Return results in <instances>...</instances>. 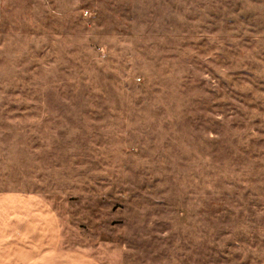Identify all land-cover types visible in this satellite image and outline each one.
Returning a JSON list of instances; mask_svg holds the SVG:
<instances>
[{"label": "rangeland", "instance_id": "1", "mask_svg": "<svg viewBox=\"0 0 264 264\" xmlns=\"http://www.w3.org/2000/svg\"><path fill=\"white\" fill-rule=\"evenodd\" d=\"M9 191L124 264H264V0H0Z\"/></svg>", "mask_w": 264, "mask_h": 264}, {"label": "crops", "instance_id": "2", "mask_svg": "<svg viewBox=\"0 0 264 264\" xmlns=\"http://www.w3.org/2000/svg\"><path fill=\"white\" fill-rule=\"evenodd\" d=\"M72 223L63 194L0 192V264H124L115 247L80 246Z\"/></svg>", "mask_w": 264, "mask_h": 264}]
</instances>
